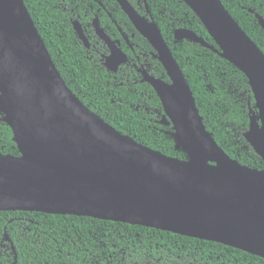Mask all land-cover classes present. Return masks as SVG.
I'll list each match as a JSON object with an SVG mask.
<instances>
[{"label":"water","instance_id":"obj_1","mask_svg":"<svg viewBox=\"0 0 264 264\" xmlns=\"http://www.w3.org/2000/svg\"><path fill=\"white\" fill-rule=\"evenodd\" d=\"M115 1L155 50L169 77L166 84L141 71L142 80L161 102L159 124L172 126L174 144L187 159L148 149L87 109L57 72L23 0H0V115L19 151V157L0 153V212L126 223L264 259V171L241 166L216 146L156 24L140 16L127 0ZM182 1L218 49L185 29L176 30L174 38L199 44L245 75L261 129H250L244 137L264 161V54L220 0ZM71 23L88 48L80 23ZM259 24L264 31V20ZM92 26L110 51L104 68L116 72L127 57L97 18ZM4 240L9 241L6 236ZM10 248L14 253L12 244Z\"/></svg>","mask_w":264,"mask_h":264},{"label":"trees","instance_id":"obj_2","mask_svg":"<svg viewBox=\"0 0 264 264\" xmlns=\"http://www.w3.org/2000/svg\"><path fill=\"white\" fill-rule=\"evenodd\" d=\"M152 20L181 70L202 125L213 142L241 166L264 171V161L245 139L261 122L248 80L227 60L174 32L185 29L218 49L195 13L182 0H127ZM229 15L264 54L263 0H220ZM66 87L91 112L123 136L184 161L172 126L157 123L163 108L141 71L170 84L149 42L115 0H23ZM148 10V13H147ZM127 55L117 72L103 66L108 49L92 22ZM80 23L90 48L75 35ZM127 37L133 50L125 43ZM140 69L139 72L135 69ZM142 67V69H141ZM0 115V153L19 157L11 129ZM5 236L9 241H5ZM11 244L14 253L11 250ZM264 264V259L222 244L126 223L26 211L0 212V264Z\"/></svg>","mask_w":264,"mask_h":264},{"label":"flooded vegetation","instance_id":"obj_3","mask_svg":"<svg viewBox=\"0 0 264 264\" xmlns=\"http://www.w3.org/2000/svg\"><path fill=\"white\" fill-rule=\"evenodd\" d=\"M93 27V26H92ZM93 30H94V28H93ZM120 31V30H119ZM94 33H95V31H94ZM120 33H121V36H122V38H123V40L125 41V43L130 47V49H132L133 50V48H132V46L130 45V43H129V41H126L125 39H124V37H123V33L120 31ZM96 35V34H95ZM97 36V35H96ZM97 38H98V36H97ZM127 38V37H126ZM99 39V38H98ZM100 40V39H99ZM111 40V39H110ZM128 40V39H127ZM100 41H102V40H100ZM115 45H116V47L118 48V49H120L121 50V48L119 47V42L118 41H114V40H111ZM103 42V41H102ZM103 44L105 45V43L103 42ZM88 45H89V43H88ZM106 46V45H105ZM107 47V46H106ZM90 48V45L88 46V48L87 49H89ZM108 49V48H107ZM122 51V50H121ZM123 52V51H122ZM109 53H110V51H109V49H108V55H109ZM123 54L127 57V55L123 52ZM108 55H106L105 57H107ZM104 57V58H105ZM127 62H128V59H127ZM126 62V63H127ZM126 63H124V64H126ZM121 65H123V64H121ZM120 65V66H121ZM119 66V67H120ZM118 67V68H119ZM135 69L139 72V70L140 69H138V68H136V65H135ZM141 69H142V67H141ZM118 70V69H117ZM117 72V71H116ZM112 73H115V72H112ZM161 120V118L159 119V121ZM159 121H157V123L159 124ZM160 125V124H159ZM162 126V125H161Z\"/></svg>","mask_w":264,"mask_h":264},{"label":"bare ground","instance_id":"obj_4","mask_svg":"<svg viewBox=\"0 0 264 264\" xmlns=\"http://www.w3.org/2000/svg\"><path fill=\"white\" fill-rule=\"evenodd\" d=\"M174 81H175V84H176V86L177 87H180V81L178 80V78L177 77H175L174 78ZM160 90V89H159ZM161 92V94H162V91H160ZM168 107H166V109H167ZM167 112H168V109H167ZM169 113V112H168ZM174 119H176V117H173ZM177 128L179 127V122H178V120H177Z\"/></svg>","mask_w":264,"mask_h":264}]
</instances>
